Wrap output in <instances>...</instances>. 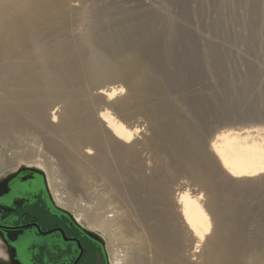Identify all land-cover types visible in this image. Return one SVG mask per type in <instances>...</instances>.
I'll return each instance as SVG.
<instances>
[{
    "label": "bare ground",
    "instance_id": "6f19581e",
    "mask_svg": "<svg viewBox=\"0 0 264 264\" xmlns=\"http://www.w3.org/2000/svg\"><path fill=\"white\" fill-rule=\"evenodd\" d=\"M85 1L0 0V175L40 164L54 204L102 235L110 264H264V210L247 221L256 212L241 191L253 178L264 190V126L209 131L187 102L198 95L165 91L139 44L112 35L121 40L104 47L112 38L96 27L74 38L72 3ZM89 171L126 193L130 211L72 197L85 196Z\"/></svg>",
    "mask_w": 264,
    "mask_h": 264
},
{
    "label": "rangeland",
    "instance_id": "374dc122",
    "mask_svg": "<svg viewBox=\"0 0 264 264\" xmlns=\"http://www.w3.org/2000/svg\"><path fill=\"white\" fill-rule=\"evenodd\" d=\"M142 3L145 6H142ZM72 4H77L75 7L78 12L75 18L77 21L75 20L72 26L74 38L84 37L95 27L102 33L104 31L108 33L105 38H112L111 43L110 41L103 42L104 47L113 45L112 40L119 41L127 38L124 39V44H129L128 47L131 50L136 47L140 53H148V56L144 55L149 57L155 66H159L162 74L165 73L163 74L166 78L165 91L174 95L182 90L184 92L180 91V94L187 92L189 96L198 95L197 102L191 103L192 100L187 102L191 101L190 104H193L195 109L197 108V115L206 121L209 131L218 132L227 129L237 130L264 126V0H88L83 3V6L74 2ZM144 7L147 9L149 7V9L146 10ZM79 13L80 17H78ZM98 23H102L101 26L105 23L103 29ZM173 31L176 32V42L173 36H170ZM121 32L124 37L121 36ZM126 32L131 33L128 36ZM166 32L169 33V37H166L168 36ZM134 34L135 36H132ZM112 35L119 36L121 39L112 37ZM184 36L186 39L182 41ZM189 39L191 42L188 41ZM163 41L166 43L164 44ZM134 42L139 44V47L137 45L134 47ZM138 42L144 45L141 47ZM201 58L202 60L207 59L206 64H202L204 61ZM174 102L182 106L180 102ZM18 140L21 145L26 146V140L22 138ZM14 141L15 139L9 138L4 144L5 147L2 146V148L9 150L13 148V145L16 148ZM20 167L38 169L44 172L47 180L45 169L35 163L21 162L14 170L5 174ZM5 174H1L0 177ZM79 179V185L86 187L87 191L85 196L81 192L74 191L72 197H81V204H85L87 200L95 202L96 199L103 198L107 202L108 216L112 215L111 211L123 213L130 211L131 204L128 195L114 191L101 171H89L86 178L80 177ZM256 179L247 181V184L241 188V191L246 189L244 191L245 202L256 212V216L247 221H258L257 213L261 216L264 210V190L261 187L263 181ZM260 202L261 206L257 207ZM69 215L72 217L71 213ZM84 228L89 233L99 235L110 264L107 244L102 235ZM136 234L133 233L135 236ZM142 238L143 235L139 233L137 239ZM136 243L138 244L137 241ZM0 264H11L1 247V242Z\"/></svg>",
    "mask_w": 264,
    "mask_h": 264
},
{
    "label": "flooded vegetation",
    "instance_id": "af4514ba",
    "mask_svg": "<svg viewBox=\"0 0 264 264\" xmlns=\"http://www.w3.org/2000/svg\"><path fill=\"white\" fill-rule=\"evenodd\" d=\"M38 169L0 177V242L11 264H109L103 241L54 204ZM41 172V171H40Z\"/></svg>",
    "mask_w": 264,
    "mask_h": 264
},
{
    "label": "water",
    "instance_id": "95a60500",
    "mask_svg": "<svg viewBox=\"0 0 264 264\" xmlns=\"http://www.w3.org/2000/svg\"><path fill=\"white\" fill-rule=\"evenodd\" d=\"M37 173H39V174H43L42 172H40V171H36ZM73 219V218H72Z\"/></svg>",
    "mask_w": 264,
    "mask_h": 264
}]
</instances>
